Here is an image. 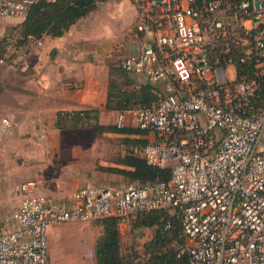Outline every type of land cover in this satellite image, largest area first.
Wrapping results in <instances>:
<instances>
[{"label":"built area","instance_id":"1","mask_svg":"<svg viewBox=\"0 0 264 264\" xmlns=\"http://www.w3.org/2000/svg\"><path fill=\"white\" fill-rule=\"evenodd\" d=\"M34 2L0 0V19H25ZM133 2L137 43L121 66L145 76L156 100L117 110L115 125L153 132L142 154L161 168L175 162L171 180L88 184L70 203L25 181L2 219L12 227L0 232V264H48L54 224L116 218L123 227L158 209L179 214L189 264H264V0ZM11 125L4 117L0 134Z\"/></svg>","mask_w":264,"mask_h":264},{"label":"crops","instance_id":"2","mask_svg":"<svg viewBox=\"0 0 264 264\" xmlns=\"http://www.w3.org/2000/svg\"><path fill=\"white\" fill-rule=\"evenodd\" d=\"M99 4L94 10L96 13L92 11L61 37L40 38L42 45L29 38L22 46H11L13 52L7 63L9 73L1 72L0 78V127L4 117H10L12 122L8 131L0 134V232L12 227L2 222V219L18 208L22 196L17 189L22 180H35L40 194L49 193L48 195L60 197L59 190L48 187L45 189L43 181L51 171L41 162L43 156H54L59 161L55 174L62 173L64 177L69 175L70 178L75 175L79 180L87 179L84 178L87 171L83 169V162L81 167V161L86 157L90 146L86 134L93 138L91 128V134L84 129L86 133L71 132L62 140H48L45 144L24 142L29 133H43L45 126L48 129L65 127L62 111L97 110L100 119L103 115L117 112L106 108L111 66L120 64L136 47L135 40L129 48H121L118 41L136 23L138 9L133 0H107ZM116 7V18L119 19L117 28L114 25V28L104 27L101 24L103 13H113ZM7 49H10L9 46ZM5 62L7 61L4 59L0 63ZM130 76L133 88L148 83L142 74L134 73ZM148 138L149 141L155 139L153 132L149 133ZM14 155L36 160L34 168L28 170L15 165L10 169L9 162ZM78 161L79 170H68L67 166ZM3 163L7 165L2 167ZM82 187L75 183L65 194L72 195V200L74 193Z\"/></svg>","mask_w":264,"mask_h":264},{"label":"trees","instance_id":"3","mask_svg":"<svg viewBox=\"0 0 264 264\" xmlns=\"http://www.w3.org/2000/svg\"><path fill=\"white\" fill-rule=\"evenodd\" d=\"M107 0H35L25 19L18 25L19 36L15 46L24 45L30 36L61 37L79 20L96 10L99 3ZM13 36V34H11ZM1 45L3 52L8 44ZM6 42V41H5ZM117 75V79L115 76ZM133 80L120 64L111 66L110 90L107 109H133L150 107L156 98L153 86L149 83L133 88ZM64 126L76 127L82 122L90 124L94 136L102 132L116 133L125 146V154L116 166H103L108 173L122 175L131 180L141 181L140 185L169 182L172 167L164 168L150 165L142 152L149 142V131L135 126L118 128L116 125L99 124V112L86 110L85 117L75 116L68 120L62 117ZM59 126L61 123L58 124ZM142 148V149H141ZM141 149L140 154L137 150ZM135 229H153L154 234L144 244L143 256L139 252H123L119 223L116 218L100 220L103 233L95 241L96 264H189L187 254H180L179 247L185 245L181 236V219L178 213L168 209H158L138 215L133 220Z\"/></svg>","mask_w":264,"mask_h":264},{"label":"rangeland","instance_id":"4","mask_svg":"<svg viewBox=\"0 0 264 264\" xmlns=\"http://www.w3.org/2000/svg\"><path fill=\"white\" fill-rule=\"evenodd\" d=\"M117 9L118 8L116 7L113 10V13H103L102 16L104 17L101 21V24L104 27L109 26L111 28L114 25V27L117 28L119 24V19L116 18ZM18 21H20V19L17 18L0 19V40L5 39L6 42L3 41V43L8 44L10 48L9 50L6 49L3 52L4 47H2V45L0 46V58L3 57L5 61H7L5 63H0V78L1 72L9 73V67L7 63L10 60L11 53L13 52V47L11 46H15L18 41V25L20 24ZM136 23L132 25L123 36L119 37L120 39L118 44H121V48H129L135 41H137V38L134 37ZM11 34H13V36H11ZM115 79H117V75L115 76ZM115 118L116 113H110L108 115H103L102 119L99 118L97 123L115 126ZM91 123L96 124V121H86L82 122L76 127L65 126L61 129H48L47 126H45V132L39 133L32 131L29 133V136L24 139V142L45 144V141L48 140H62L71 132L86 133L84 129H87V132L91 134ZM70 128L78 129L71 130ZM92 135L93 138L86 134V140L90 146L88 148V152L86 153V157L81 161V167L83 162V169L87 171V173L84 175V178H87L85 180H79L75 175L72 176L71 179L69 175L64 177L62 173L55 174V169L59 167V161H56L54 156H43V160L41 162L43 164L45 163L51 171L49 175H46V179L43 181V184L45 185V189L48 187L59 190L60 197L53 195L59 201L69 202L71 200L72 195H66L65 192L66 190L72 188V185L75 183H78L79 187L88 184H104L108 186L111 185L121 187L127 184L140 185L142 183L141 181L131 180L122 175L111 174L102 170L103 166H109L119 162L121 157L125 154V146L122 144L120 140L121 136L119 134L102 132L97 137L94 136V133H92ZM141 149L137 150L139 154ZM42 151L47 150L42 149ZM12 159L13 160L9 162L10 169H13L15 165H21L28 170H32L35 166L34 161H36H33V159H28L25 156L21 157L20 155H14ZM174 163L175 162H172L169 165L174 166ZM6 165V163H3L2 167ZM67 168L68 170L77 171V169L79 170L80 168V163L78 161V163L76 162L75 164L67 166ZM62 169L65 170V168ZM25 180L19 182L18 185H20ZM132 222L129 226H119L123 252L128 254L139 252V254L143 256L144 244L152 239L154 231L150 228L141 230L135 229ZM102 231L103 228L100 224V220H93L91 222H63L52 225L48 235V264H96L94 244L98 237L103 233ZM90 250H93L92 257L89 256Z\"/></svg>","mask_w":264,"mask_h":264}]
</instances>
